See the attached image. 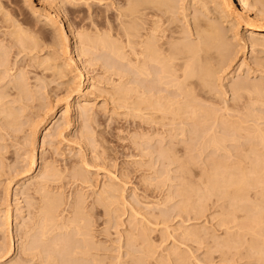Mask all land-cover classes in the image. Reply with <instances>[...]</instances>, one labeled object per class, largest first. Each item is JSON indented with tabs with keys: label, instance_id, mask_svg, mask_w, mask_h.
Returning <instances> with one entry per match:
<instances>
[{
	"label": "rangeland",
	"instance_id": "rangeland-1",
	"mask_svg": "<svg viewBox=\"0 0 264 264\" xmlns=\"http://www.w3.org/2000/svg\"><path fill=\"white\" fill-rule=\"evenodd\" d=\"M246 1L239 21L223 0L167 13L226 49L194 121L130 104L128 62L94 42L124 45L128 1L0 0V264H264V95L232 92L264 89V30L247 28L264 18Z\"/></svg>",
	"mask_w": 264,
	"mask_h": 264
},
{
	"label": "bare ground",
	"instance_id": "bare-ground-1",
	"mask_svg": "<svg viewBox=\"0 0 264 264\" xmlns=\"http://www.w3.org/2000/svg\"><path fill=\"white\" fill-rule=\"evenodd\" d=\"M126 1H128L127 3L129 5V6L127 5V7H128V10H127L128 16L127 17H129V20L123 26L122 33L120 35L124 40V45L122 46V45H120V43L116 42V40L114 41V40H111L108 38H104L103 36L101 38L98 37L97 39L92 38V40L94 41L96 39L97 42L96 41H94V42L95 43L100 42L105 48H107L113 54V56H116V58H118L120 60H126L128 62L129 73L131 75L130 77H132V79H133L132 82H134L135 80H138V81L134 82V84H136V85L139 84L137 86L134 85L135 87L127 88V90H126L127 94L130 92V95L132 93L133 94L134 93L139 94V96H137V98L139 99L138 100L139 102L136 101L137 99L136 100L131 99L132 102L130 104H132L133 106L140 105V106H142V108H141L142 110L146 109V110L151 111L153 113H154V111L159 112V113L171 112L170 114L173 113V115L181 114V113H188L187 117L188 118L191 117L193 119V118H197L198 113L203 112V113H206V117H207L208 114H210V112L205 108V106L201 103V101L209 99L208 95L212 91V87H213L212 77H213V74L216 70V65L221 64V62L224 58V55H225V53H223V51L226 49H225V46H222L223 44H221V42H220V36L217 35V32L215 31V29L211 28L210 25H207L210 28H207L206 26H204L206 29H203L202 28L203 25L201 27V23L199 24V23H197L198 21H195L196 23H195V25H193L195 33L194 32L193 33L197 37L196 38L197 42L195 41L193 43L190 40L191 38L187 39V38H189V37H187V34H185L184 31H182L180 29L177 30L176 29L177 27H175V25L173 26L174 23L172 24L170 18L167 17V13L169 12L170 7H172V5H173V0H126ZM223 1H224V3H226V5H228V7H230V13L235 14L236 20L237 19H238V21L240 20L239 12L241 15H247V17H248V13L250 12L251 8L249 7V3L246 0H238L237 4H239V5H237V4L235 5V1L233 2V0H223ZM225 1H227V2H225ZM255 3H256V5H261L260 8L261 7L263 8V6H264V0H255ZM141 6L143 8H145V10H146V8L150 10L149 12L151 13L152 17H156V22L150 21L147 23L148 19L143 18L145 16H140V15H143V14H141L142 13L141 10H144V9H141L139 12V7H141ZM255 7L257 8V6H255ZM260 8H259V11H255V12H257L255 14L257 19L261 18L262 16H263L262 18H264V15H263V13H264L263 9L264 8L262 10ZM262 11H263V13H262ZM130 17H131V19H130ZM254 18H255V16H254ZM48 20H50L51 22L52 21L54 22V19L52 17L48 18ZM139 20H141V21H139ZM160 21H162L163 24H158V22H160ZM146 23H147V26L143 27V24H146ZM247 28L249 30L263 31L264 30V24H260V25L255 24L254 25L252 23V24L248 25ZM15 31L16 32H14V33L17 36H22V33H24V30H22L23 32L21 30L17 31V29ZM22 39H23V37H22ZM88 39L90 40L91 38L87 37V40ZM92 40H90V41H92ZM123 47L127 48V52L122 51ZM70 60L73 61V57ZM0 65H1V63H0ZM79 75H81V74H79ZM140 83L142 85H140ZM17 86H19V83L17 84ZM21 86L19 89H21ZM118 88H119V86H118ZM19 89L17 88V90H19ZM124 89H126V88H124ZM232 89H233L232 92L236 93L235 95H237V93H240L241 91H247V92L252 91V93L254 92L255 95L258 97H260L261 95L262 96L264 95V91H263L264 89H262V86L260 87V86L253 85L250 88L249 85L247 87L246 85L242 84V82L241 83L237 82L233 86ZM120 90H121V88H120ZM215 95H216V93H215ZM0 96L2 97V95H0ZM263 98H264V96H263ZM210 99H211V97H210ZM1 100H2V98H1ZM136 108L132 107V109H134V110ZM7 110H9V109L7 108ZM9 111H12V110H9ZM5 112L6 111L4 110V113ZM134 112L136 113V111H134ZM138 112H140V110H138ZM11 113L13 116H16L13 114V112H11ZM11 113H9V114L7 113L8 116H11ZM67 113H68V108L66 106L65 112L63 114L67 115ZM164 115H166V114H164ZM140 116L142 117V115H140ZM12 117H10L9 119H11ZM173 117L174 116H172V118ZM175 118L176 117H174V119ZM63 120H65V119H63ZM193 120L195 121V119H193ZM8 122H10V121H8ZM13 122H14V120H13ZM10 123H12V122H10ZM260 131L261 130H259L258 132H260ZM260 138L263 142L264 136L260 135ZM212 141H214V140H212ZM32 159H33V157H32ZM30 162L34 163V160L30 159ZM33 163H32V165H33ZM263 177H264V175H263ZM222 179H224V178H222ZM241 180H243V179H241ZM232 185H234V184H232ZM224 187H226V185ZM107 189L109 191L110 188H107ZM242 189H244V188H242ZM241 191L242 190H240V193H238V194H242ZM260 194H262V193L260 192ZM238 197H240V196L238 195ZM46 199H47V196H46ZM47 206H50V205H47ZM47 209L45 210V212L47 211ZM76 210H77V208H76ZM49 211L50 210L47 211L48 214L50 213ZM78 213L81 214L80 212H78ZM44 217H45V215H44ZM44 217H43V219H44ZM47 217H49V216H47ZM8 218H9V216H8ZM49 222H51V220H49ZM71 223H73V222H71ZM82 227L85 228V226H82ZM79 229L80 230L78 232L83 230L81 228H79ZM45 232H47V231H45ZM42 233H44V232H42ZM84 234H85V232H84ZM81 235H83L82 231H81ZM9 238H11V236ZM60 238H62V237H60ZM11 240H12V238L9 241L10 244H11ZM58 243L59 242H57V244ZM10 244H9V246H10ZM8 249H9V251L12 250V249L10 250V247ZM7 252H8V250H7ZM74 252L75 251H73V253ZM83 252H82V254L85 253V252L84 253ZM8 253H10V252H8ZM75 254L80 255L81 252L76 251Z\"/></svg>",
	"mask_w": 264,
	"mask_h": 264
}]
</instances>
